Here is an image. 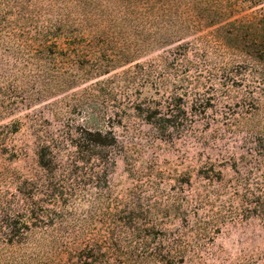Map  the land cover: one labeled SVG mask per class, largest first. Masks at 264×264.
I'll return each instance as SVG.
<instances>
[{
    "label": "rangeland",
    "instance_id": "1",
    "mask_svg": "<svg viewBox=\"0 0 264 264\" xmlns=\"http://www.w3.org/2000/svg\"><path fill=\"white\" fill-rule=\"evenodd\" d=\"M114 2L0 0V23L29 38L36 22L75 21L89 45L80 71L113 63L0 117V264H79L87 239L108 231L126 257L178 241L175 264H264V216L230 215L233 165L243 173L247 142L264 133V0L180 38L170 36L181 27L174 17L124 21ZM85 12L102 17L80 21ZM253 21L252 35L230 26ZM82 125L112 129L116 143L94 150L92 165L78 162L83 174L50 196L39 155L49 149L57 178L68 176Z\"/></svg>",
    "mask_w": 264,
    "mask_h": 264
},
{
    "label": "trees",
    "instance_id": "2",
    "mask_svg": "<svg viewBox=\"0 0 264 264\" xmlns=\"http://www.w3.org/2000/svg\"><path fill=\"white\" fill-rule=\"evenodd\" d=\"M114 1L116 5L114 16L124 21L130 20L139 23L148 13L154 14L156 11H160L162 17L166 15L174 17L180 21L181 27L170 36L180 38L181 36H177L181 32L191 33L212 27L232 16L238 7L247 3L255 4L261 0ZM32 5L29 4V6ZM81 5L86 6V3H81ZM24 11L25 9L19 10V14H25ZM99 17H102V13L85 12L80 14L79 19L80 21H87ZM68 19V17H61L58 21L47 19L44 24L36 22L33 26L35 29L34 38L27 37L29 36L27 31L17 33L6 22L0 23V117L11 113L20 104L27 101H39L69 91L74 84L85 80L87 78L85 75L90 71L100 74L110 69L109 65L113 63L107 60H102L101 64L96 65L92 70L89 69V71L77 69L79 60L88 56L89 45L85 43L87 38H84L80 31L72 28L75 21L70 22ZM66 21L67 23L64 25L63 23ZM262 25L264 26V20ZM230 26L237 33L250 29L249 34L252 35V31H259L254 21L248 23L232 22ZM229 35H232V32H229ZM238 37L239 35H235L231 39ZM59 39L62 40V43L57 42ZM228 41V38L221 36V43L223 42L224 45L228 46ZM162 42L161 45L167 41ZM150 44L146 45L145 48L149 47ZM7 53H11L14 61L8 59L5 55ZM256 58L264 60V52L257 54ZM102 91V89L93 90L88 92V95L97 98ZM155 114H157V110L153 111L151 116ZM78 128L81 136L80 141L75 142L74 139H71V143L76 148L74 157L63 167V172H66L68 176L63 174L62 178H57L56 172L59 167L54 162L49 149H44L39 155V164L47 173L48 190L53 193L52 195L49 194L50 196H55V192H59V188L63 190L61 187L63 183L71 180L70 184L72 185L74 180L83 174L78 162L92 165L94 150L106 148L116 143L112 129L103 133L100 130L93 131L84 125ZM246 146V153L250 157L244 156L239 160L243 164V173H240V170L237 171V162L233 165L237 174L234 187L238 197V205L233 206L230 215L264 216V133L252 135ZM98 160L102 161L103 159L98 158ZM110 233L109 231L103 235L96 233L87 239L85 248L76 257L78 263L141 264V262L152 260L156 264H175L172 259L175 255L182 253L177 241L169 245L167 250L163 246H159L155 251L145 247L143 248L144 251L138 255L132 256L128 253L126 257L120 242L118 243L117 239Z\"/></svg>",
    "mask_w": 264,
    "mask_h": 264
}]
</instances>
